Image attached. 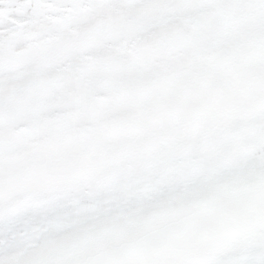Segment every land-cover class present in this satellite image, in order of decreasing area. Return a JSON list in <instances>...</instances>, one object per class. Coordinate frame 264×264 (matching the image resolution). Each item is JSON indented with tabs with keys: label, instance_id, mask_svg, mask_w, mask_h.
Returning a JSON list of instances; mask_svg holds the SVG:
<instances>
[{
	"label": "snow or ice",
	"instance_id": "snow-or-ice-1",
	"mask_svg": "<svg viewBox=\"0 0 264 264\" xmlns=\"http://www.w3.org/2000/svg\"><path fill=\"white\" fill-rule=\"evenodd\" d=\"M0 264H264V0H0Z\"/></svg>",
	"mask_w": 264,
	"mask_h": 264
}]
</instances>
